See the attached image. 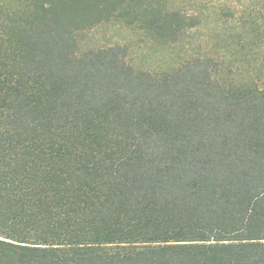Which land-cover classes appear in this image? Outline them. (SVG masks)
Wrapping results in <instances>:
<instances>
[{
	"label": "trees",
	"instance_id": "1",
	"mask_svg": "<svg viewBox=\"0 0 264 264\" xmlns=\"http://www.w3.org/2000/svg\"><path fill=\"white\" fill-rule=\"evenodd\" d=\"M178 1L0 0V264H264V0ZM207 5L169 70L80 48L180 44Z\"/></svg>",
	"mask_w": 264,
	"mask_h": 264
},
{
	"label": "rangeland",
	"instance_id": "2",
	"mask_svg": "<svg viewBox=\"0 0 264 264\" xmlns=\"http://www.w3.org/2000/svg\"><path fill=\"white\" fill-rule=\"evenodd\" d=\"M182 1V3H181ZM179 3L187 9H193V2L181 0ZM208 2L210 0H205ZM207 20L199 29L189 32L177 45H161L115 24H102L79 35L81 49L122 46L126 49L124 61L135 69L149 72H162L176 67L179 58L193 52L206 53L210 50L211 29L215 25L214 9L207 5Z\"/></svg>",
	"mask_w": 264,
	"mask_h": 264
}]
</instances>
